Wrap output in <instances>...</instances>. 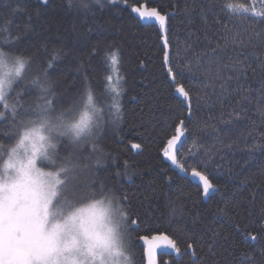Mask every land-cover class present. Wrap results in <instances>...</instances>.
Returning <instances> with one entry per match:
<instances>
[{"label": "trees", "instance_id": "1", "mask_svg": "<svg viewBox=\"0 0 264 264\" xmlns=\"http://www.w3.org/2000/svg\"><path fill=\"white\" fill-rule=\"evenodd\" d=\"M222 2L264 10V0H118L116 4L73 0L71 7L68 0H48L47 5L41 0H0V14L10 19L13 31L26 30L21 47L26 54L37 52L35 60L41 69L52 53L59 51L60 59L48 71L61 103H69L83 90L85 76L96 96L103 98L105 123L96 139L97 150H86L80 180H95V186L103 182L117 195L127 196V211L142 221L126 249L134 264H145L139 237L158 233L176 239L183 252L179 259L161 255V264L167 259L170 264H193L194 259L199 264H226L225 248L237 247L244 252L232 256V264H247V258L264 264L259 254L264 238L258 237L253 246L240 243L243 230L255 234L264 215V150H246L248 145L264 143V24L247 14L230 20L221 11ZM17 5L22 10L8 16L9 7ZM141 5L156 7L169 16V47L178 52L173 64L192 93L190 116L171 86L159 26L143 25L131 11ZM26 25L30 28L25 29ZM237 29L245 46L225 47L226 30ZM116 49L122 57L126 91L121 98L123 118L113 124L106 107L111 94L102 86L104 77L111 74L105 53ZM209 65L213 71H204ZM221 65L234 66L236 71ZM39 74L33 66L29 76ZM227 76L232 78H220ZM19 90L24 92L19 99L25 104L36 98L31 84L21 85ZM16 100L15 94H10L9 105ZM233 112L239 113L240 119H230ZM179 119L190 125L186 134L196 138V145L186 143L178 159L188 172L197 167L217 187L207 200L197 184L172 169L162 156L161 145L174 134ZM133 144L141 148L135 149ZM190 153L196 154V163ZM5 158L0 159V165ZM201 160L206 163L198 166ZM226 202L229 207L237 205L229 216L218 212ZM181 227L188 230L187 235L178 231ZM213 233L221 238L210 250ZM189 240L197 249L195 258L184 252Z\"/></svg>", "mask_w": 264, "mask_h": 264}, {"label": "snow or ice", "instance_id": "2", "mask_svg": "<svg viewBox=\"0 0 264 264\" xmlns=\"http://www.w3.org/2000/svg\"><path fill=\"white\" fill-rule=\"evenodd\" d=\"M41 2L48 4V0ZM95 2L99 4L101 0ZM110 2L116 4L118 0ZM68 4L71 7L73 0H68ZM220 8L230 20L234 17L242 19L243 14H247L264 24V10L249 9L226 2H222ZM21 10L19 5L9 7L8 16ZM131 11L141 22H147L149 26H159L162 48L165 49L163 62L171 86L175 94L182 98L191 115L192 93L183 82V73L177 71L173 64V57L178 55V52L174 53L169 47V16L156 7L133 6ZM0 21H5L0 24V108L3 109L0 110V121L4 122L0 129H7L0 130V159L6 157V161L0 165V264H107V259L118 240L126 249L131 246V234L138 231L142 221L132 217L127 211L124 203L127 200L126 195H117L112 189L105 187L103 182L95 186V180H80V172L85 167L82 160L87 158L86 150H97L96 139L105 123L103 98L96 96L85 76L83 90L69 103H61L53 89V81L48 71L55 61L60 59L59 51H54L46 61V67L41 69V65L35 60L37 52L26 54L21 47L24 45L26 30L13 31L10 19L4 14H0ZM28 28L30 25L25 26V29ZM224 46H245L239 29L226 30ZM93 54H96L95 49ZM105 59L111 74L104 77L105 84L102 88L111 94L110 103L106 105L109 110L107 115L113 117V124H117L123 118L121 98L126 91L119 49L106 52ZM33 66L40 74L30 78L29 73ZM221 67H232V70L236 71L234 66ZM5 68L9 70L4 72ZM200 68L201 64L197 61L196 69ZM204 71L211 72L213 68L209 65ZM240 72L241 75L245 74L243 68ZM220 78L230 80L232 77ZM27 84H31L37 92L36 98L29 104L19 99L24 95V92L19 90L20 86ZM220 87L223 89L224 85L221 84ZM12 93L17 100L9 105L8 100ZM89 109L103 115L99 120L92 122ZM113 109L114 111H111ZM229 117L238 120L240 114L233 112ZM189 126L184 119H179L174 125V134L161 145L162 156L185 174L188 169L180 162L178 155L189 141L193 146L196 145V138L186 135ZM132 147L139 150L141 145L133 144ZM258 147L264 150V143L248 145L246 150L252 151ZM61 148L65 151L61 152ZM190 155L193 157V163H196V154ZM95 163L99 165L100 159L97 158ZM205 163L206 161L201 160L198 166ZM190 174L201 183L200 190L204 197L210 198L218 191L208 176L197 170V167H193ZM236 207L237 205L229 207L226 202L218 212L229 216L234 213ZM261 221L255 234L251 229L243 230V238L240 241L242 245L253 246L258 243V237L264 238V215ZM178 231L185 235L188 233L183 227ZM220 238L219 233H213L210 250L215 249ZM139 239L146 246L148 264H158L157 249H170L176 256L181 255L180 244L168 234L158 233L151 238L140 236ZM184 252L196 257L194 242L189 240ZM225 252L226 264H232L230 258L238 253L243 254L244 250L240 247L225 248ZM127 253L131 256L127 264H134L131 253ZM259 254L264 259V246H261ZM193 264H199V261L194 259ZM247 264L257 262L254 258H247Z\"/></svg>", "mask_w": 264, "mask_h": 264}, {"label": "water", "instance_id": "3", "mask_svg": "<svg viewBox=\"0 0 264 264\" xmlns=\"http://www.w3.org/2000/svg\"><path fill=\"white\" fill-rule=\"evenodd\" d=\"M143 6H146V5H141V7H143ZM149 8V7H148ZM136 17H137V15L135 14V13H133ZM138 18V17H137ZM139 19V18H138ZM141 22V21H140ZM143 25H148L147 24V22H141ZM156 25V24H155ZM176 95V94H175ZM177 96V95H176ZM178 97V96H177ZM181 101H182V98H180V97H178ZM186 106V105H185ZM188 116H190L189 115V113H188ZM187 135V134H186ZM164 158V157H163ZM164 160H165V162L172 168V169H174V170H176V171H178V173L181 175V176H183V177H186V178H188L190 181H192L193 183H195V184H197L200 188H201V183L198 181V179H196V178H193L192 176H191V171L190 172H188L187 174H185V173H183V172H180L174 165H172L171 164V162L169 161V160H167L166 158H164ZM210 180V179H209ZM211 181V180H210ZM209 197H204L203 196V199L204 200H207ZM156 235V234H155ZM152 236H154V235H152ZM152 236H148L149 238H151ZM171 238V237H170ZM140 242H141V244H142V246L144 247V258H145V264H148V260H147V253H146V246H144V244H143V241L142 240H140ZM165 252H167V254H165V255H168V256H173V257H175L176 259H179L180 258V256L178 257V256H176V254L174 253V252H172V250H170V249H157V252H156V259H157V262H158V264H161L160 263V256L161 255H163ZM183 252L181 251V254H182ZM193 258H195V257H193ZM171 263V260L170 259H167L165 262H164V264H170Z\"/></svg>", "mask_w": 264, "mask_h": 264}, {"label": "clouds", "instance_id": "4", "mask_svg": "<svg viewBox=\"0 0 264 264\" xmlns=\"http://www.w3.org/2000/svg\"><path fill=\"white\" fill-rule=\"evenodd\" d=\"M9 67H11V62H8ZM9 69L5 68L3 71L7 72ZM103 115V113H95L91 109H89V116L91 118L92 122H95L100 119V117ZM49 152H51V149H49ZM119 231V229H117ZM127 256V259H126ZM131 259L130 254L127 253V250L125 247H123L119 240L117 241V244L115 248L112 251V254L107 259V264H127V261Z\"/></svg>", "mask_w": 264, "mask_h": 264}, {"label": "rangeland", "instance_id": "5", "mask_svg": "<svg viewBox=\"0 0 264 264\" xmlns=\"http://www.w3.org/2000/svg\"><path fill=\"white\" fill-rule=\"evenodd\" d=\"M113 111H114V109H113ZM20 155H21V158H23V151H21ZM4 161H6V158Z\"/></svg>", "mask_w": 264, "mask_h": 264}]
</instances>
